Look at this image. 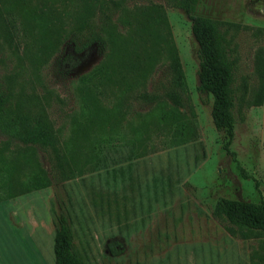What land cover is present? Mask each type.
Wrapping results in <instances>:
<instances>
[{
    "label": "rangeland",
    "instance_id": "1",
    "mask_svg": "<svg viewBox=\"0 0 264 264\" xmlns=\"http://www.w3.org/2000/svg\"><path fill=\"white\" fill-rule=\"evenodd\" d=\"M26 1L58 35L59 43L45 63H32L38 26L33 21L23 24L15 10L13 27L0 18V80L7 83L10 78L14 89L44 95L60 140L79 119L78 77L101 57L95 45L85 46L87 32L78 30L79 20L114 21L124 9L150 3L164 7L186 79L180 110L193 132L178 143L167 133L152 136L149 151L136 158H129L122 138L115 134L112 146L99 152L106 158L95 170L12 197L1 188L5 184L0 170V264H53L59 200L68 210L73 245L85 264H250L252 255L264 254V240L231 234L234 226L212 213L218 197L264 198V93L261 103L255 104L253 72L254 53L264 46V0H197L193 11L227 23L221 29L234 59L238 95L229 145L233 154L223 149V132L212 123V95L198 89L197 43L191 19L182 9L165 0ZM85 5L90 8L85 10ZM0 13L5 16L3 10ZM168 77L166 64L158 63L146 90L163 92ZM151 106L132 102L126 118L133 121L135 113ZM25 154L50 170L47 152L0 131V164L22 161ZM27 169L20 170L19 179ZM108 244L120 252L111 254Z\"/></svg>",
    "mask_w": 264,
    "mask_h": 264
},
{
    "label": "trees",
    "instance_id": "2",
    "mask_svg": "<svg viewBox=\"0 0 264 264\" xmlns=\"http://www.w3.org/2000/svg\"><path fill=\"white\" fill-rule=\"evenodd\" d=\"M165 1L171 7L182 9L191 19V32L197 43L198 89L212 95V123L223 132V149L233 154L229 145L233 139V110L238 95L234 86V59L221 29L227 23L193 15L197 0ZM27 4L26 0H0V10L5 15L0 18L8 19L13 27L15 10L23 24L35 22L39 28L35 40L37 52L30 62L41 65L59 43V37L47 29L46 23ZM89 8L90 5L84 6L85 10ZM79 21L78 30L87 32L85 46L95 45L101 57L78 77L79 119L64 140L59 139L49 118L44 95L16 90L10 78L7 83L0 80V131L31 148L47 152L51 163L50 170L46 171L33 161L32 155L25 154L22 161L0 164L5 184L1 188L7 197L95 170L106 158L99 152L112 146L115 134L122 138L121 146L127 149L129 158H136L149 151L152 136L167 133L178 143L187 140L193 132L189 119L180 110L187 90L186 79L161 4L124 9L114 21L106 19L99 24ZM24 46L27 48V42ZM162 61L168 70V86L161 93L149 92L146 83ZM253 61L257 78L254 102L260 104L264 93V46L256 49ZM243 93L245 86L241 99ZM136 101L152 106L145 112L135 113L130 121L126 115L131 103ZM123 129L129 130L131 135L127 136ZM25 167L28 172L19 179L18 173ZM57 205L53 264H85L73 245L68 210L61 200ZM212 213L234 226L229 229L231 234L242 239L264 240L263 197L256 201L218 197ZM107 249L111 254L120 252L113 244H108ZM250 264H264V254L252 255Z\"/></svg>",
    "mask_w": 264,
    "mask_h": 264
}]
</instances>
